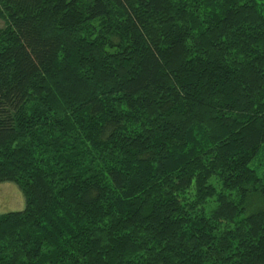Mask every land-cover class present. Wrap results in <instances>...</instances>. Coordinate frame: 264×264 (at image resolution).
Instances as JSON below:
<instances>
[{
    "label": "trees",
    "instance_id": "16d2710c",
    "mask_svg": "<svg viewBox=\"0 0 264 264\" xmlns=\"http://www.w3.org/2000/svg\"><path fill=\"white\" fill-rule=\"evenodd\" d=\"M0 19V264H264V0Z\"/></svg>",
    "mask_w": 264,
    "mask_h": 264
},
{
    "label": "rangeland",
    "instance_id": "374dc122",
    "mask_svg": "<svg viewBox=\"0 0 264 264\" xmlns=\"http://www.w3.org/2000/svg\"><path fill=\"white\" fill-rule=\"evenodd\" d=\"M4 26V21L0 19V28ZM25 206L24 195L11 181L0 182V215L6 212L19 211Z\"/></svg>",
    "mask_w": 264,
    "mask_h": 264
}]
</instances>
